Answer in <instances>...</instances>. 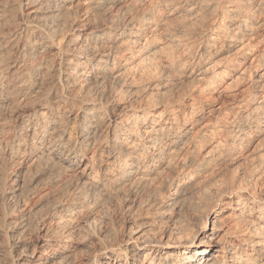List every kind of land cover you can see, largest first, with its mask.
<instances>
[{
    "label": "bare ground",
    "instance_id": "obj_1",
    "mask_svg": "<svg viewBox=\"0 0 264 264\" xmlns=\"http://www.w3.org/2000/svg\"><path fill=\"white\" fill-rule=\"evenodd\" d=\"M0 264H264V0H0Z\"/></svg>",
    "mask_w": 264,
    "mask_h": 264
}]
</instances>
